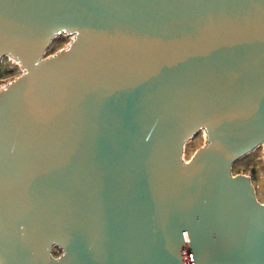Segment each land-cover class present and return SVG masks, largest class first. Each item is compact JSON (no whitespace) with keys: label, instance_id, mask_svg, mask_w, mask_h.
Segmentation results:
<instances>
[{"label":"water","instance_id":"95a60500","mask_svg":"<svg viewBox=\"0 0 264 264\" xmlns=\"http://www.w3.org/2000/svg\"><path fill=\"white\" fill-rule=\"evenodd\" d=\"M3 57L0 264H264V0H0Z\"/></svg>","mask_w":264,"mask_h":264},{"label":"rangeland","instance_id":"374dc122","mask_svg":"<svg viewBox=\"0 0 264 264\" xmlns=\"http://www.w3.org/2000/svg\"><path fill=\"white\" fill-rule=\"evenodd\" d=\"M70 38L59 35L53 38L46 52L50 55L65 47ZM21 68L13 58L3 57L0 59V88L15 77L20 75ZM205 132L199 131L195 136L185 144L183 158L188 161L193 153L205 143ZM233 174L241 173L248 175L255 188L256 198L264 203V153L262 146L237 160L232 168Z\"/></svg>","mask_w":264,"mask_h":264},{"label":"trees","instance_id":"16d2710c","mask_svg":"<svg viewBox=\"0 0 264 264\" xmlns=\"http://www.w3.org/2000/svg\"><path fill=\"white\" fill-rule=\"evenodd\" d=\"M54 253H55V255H57L59 253V251H55Z\"/></svg>","mask_w":264,"mask_h":264},{"label":"bare ground","instance_id":"6f19581e","mask_svg":"<svg viewBox=\"0 0 264 264\" xmlns=\"http://www.w3.org/2000/svg\"><path fill=\"white\" fill-rule=\"evenodd\" d=\"M71 37H72V36H71ZM71 37H70V38H71ZM14 60H15V59H14ZM15 61H16V60H15ZM16 62H17V61H16ZM17 63H18V62H17Z\"/></svg>","mask_w":264,"mask_h":264}]
</instances>
